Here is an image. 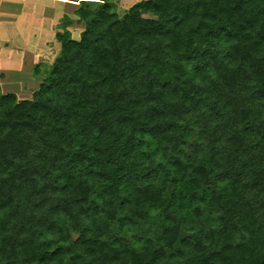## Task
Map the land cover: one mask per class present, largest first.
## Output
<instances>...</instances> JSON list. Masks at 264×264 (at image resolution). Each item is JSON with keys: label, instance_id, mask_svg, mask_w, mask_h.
<instances>
[{"label": "trees", "instance_id": "trees-1", "mask_svg": "<svg viewBox=\"0 0 264 264\" xmlns=\"http://www.w3.org/2000/svg\"><path fill=\"white\" fill-rule=\"evenodd\" d=\"M74 14L0 87V264H264V0Z\"/></svg>", "mask_w": 264, "mask_h": 264}, {"label": "crops", "instance_id": "crops-1", "mask_svg": "<svg viewBox=\"0 0 264 264\" xmlns=\"http://www.w3.org/2000/svg\"><path fill=\"white\" fill-rule=\"evenodd\" d=\"M78 1L0 0V79L2 73H7L5 68L13 64L12 60H19L16 62L20 64L14 71L42 62L43 53L48 52L50 41L56 40L55 34L60 30L59 18L69 16L66 9L74 12L73 6ZM21 20L24 25L20 24ZM15 54L21 57L17 59ZM31 57L33 61L29 62Z\"/></svg>", "mask_w": 264, "mask_h": 264}, {"label": "rangeland", "instance_id": "rangeland-1", "mask_svg": "<svg viewBox=\"0 0 264 264\" xmlns=\"http://www.w3.org/2000/svg\"><path fill=\"white\" fill-rule=\"evenodd\" d=\"M136 1L139 0H114L118 14L122 15L125 12V10ZM73 7L77 8L78 4L77 3L74 4ZM66 11L67 14H69L68 18L71 20V23L68 26L71 37L73 39H79L80 32L83 30V24L77 21V17L75 14H73L74 13L73 11H70L69 9L68 10L66 9ZM59 20L61 22L62 18H59ZM20 24L24 25L23 20L20 21ZM58 52H59V43L55 39H52V41H50V48L48 49V52L43 53L44 57L42 58L43 59L42 62H40V64L39 62H37L36 65H40V69L45 71V69L51 65ZM14 57L18 59L21 57V55L15 54ZM16 61L12 60L13 64H11V66L7 64L10 66V68H12V70H10V68L7 67L5 68L7 73L6 72L2 73L1 75L2 79H0L1 81L0 86L2 87L3 92H13L17 95L19 99L30 98L32 92L38 88L43 78V75L42 73L41 74L34 73V69L36 65L35 66L33 65L32 67L31 65L28 67H24V70L22 69L20 71H14L15 68L17 69L20 66V64ZM32 61H33V57H31L29 62Z\"/></svg>", "mask_w": 264, "mask_h": 264}]
</instances>
